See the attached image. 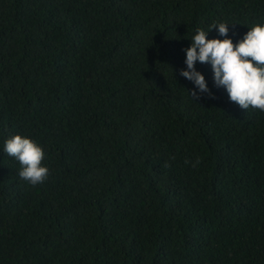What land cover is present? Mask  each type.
<instances>
[{
  "label": "trees",
  "instance_id": "1",
  "mask_svg": "<svg viewBox=\"0 0 264 264\" xmlns=\"http://www.w3.org/2000/svg\"><path fill=\"white\" fill-rule=\"evenodd\" d=\"M218 23L235 45L264 0H0V264H264V112L180 75Z\"/></svg>",
  "mask_w": 264,
  "mask_h": 264
},
{
  "label": "clouds",
  "instance_id": "2",
  "mask_svg": "<svg viewBox=\"0 0 264 264\" xmlns=\"http://www.w3.org/2000/svg\"><path fill=\"white\" fill-rule=\"evenodd\" d=\"M228 26L218 23L211 25L208 31L196 30L191 46L184 50L187 70H181L180 75L198 90L192 91L191 97L199 99V94H207L214 98L204 75L195 68L197 61L210 64L215 87L226 90L231 102L243 110L252 108L264 112V25H255L235 45L229 38L207 39L213 29L218 30L219 36L228 37ZM4 152L20 163L21 179L33 186L47 179L49 169L41 166L45 152L36 142L15 135L5 141Z\"/></svg>",
  "mask_w": 264,
  "mask_h": 264
}]
</instances>
